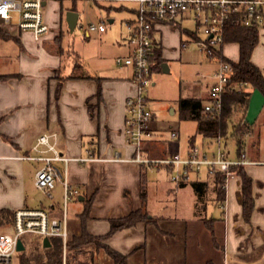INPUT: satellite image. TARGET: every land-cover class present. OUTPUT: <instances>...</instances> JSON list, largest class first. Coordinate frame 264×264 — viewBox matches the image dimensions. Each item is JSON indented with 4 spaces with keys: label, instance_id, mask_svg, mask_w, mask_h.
Segmentation results:
<instances>
[{
    "label": "crops",
    "instance_id": "0c3cea01",
    "mask_svg": "<svg viewBox=\"0 0 264 264\" xmlns=\"http://www.w3.org/2000/svg\"><path fill=\"white\" fill-rule=\"evenodd\" d=\"M109 13L121 14L123 23L124 14L120 8H114ZM111 19L114 24L115 18ZM186 22L193 23V26L184 27L183 24ZM112 24L110 23V25ZM175 26L180 28L181 50H185L182 47L184 42H187L188 47L191 40L195 41L198 38L196 24L189 19H183L174 25L166 23L157 25L154 31L157 43L154 45L152 55L157 52L161 53L164 63L168 62L166 55L173 51H166L162 38L158 39L156 35L162 37L165 28L172 27L173 30ZM0 27L20 40V44L15 43L18 52H11L17 57V63L12 60L13 56L5 58L0 52V61L3 64L0 69H5L0 70V75H11L7 80H0V210L16 211L21 208H43L55 215L60 214L63 200L62 183L58 182L61 188L59 202L51 200V202H46V200L33 195L35 192L31 190L33 188L36 190L35 174L42 163L19 159V157L34 154L32 148L39 136L56 132L58 133V149L65 157L77 159L92 155L97 159L86 162L71 160L68 164L67 179L80 189V197L83 198L82 201L79 199L76 201L79 206L74 207L75 217L70 219L73 234L81 232L80 214L88 199H92V202L86 228L93 236L107 235L111 228V219L122 218L132 211L144 207L150 213V217H154L152 222L138 223L132 228L119 230L103 240L105 245L129 256V264H165V256H171L170 263L167 264H185L182 257L187 255L188 239L195 240L191 244L192 247L206 249V245L201 243L199 238L204 231L209 232L212 247L222 250V264H242L244 259L247 261L253 257L264 264V165L246 167L254 181L255 208L250 222L244 219L241 178L237 176L229 182L225 202H219L214 191L216 175L206 171L193 175L192 181L202 183L206 194L203 198L204 204L200 207L201 210L198 208L199 205H194L196 209L194 219L190 222L185 221V229L177 232L164 227L172 221V218L162 212H152L149 204V192L152 188L159 190L161 179L155 178L153 175L150 176V172L153 173V168L160 167L148 168L135 162L124 161L131 159L135 153L134 147L128 143L125 135L126 100L134 93L133 69L118 67L115 64L117 57H125L132 53V46L126 42L125 35L120 33L117 40V37H112L116 36L114 34L117 31H111L105 38L112 37L118 41L111 43V51L106 52L105 45L109 43H99L100 48H97L93 56L97 63L96 66L88 70L85 64L80 63L83 66L82 72L91 78L65 80L57 98L56 91L59 82L54 76L55 71L60 69L63 75L72 73L64 72V53L60 55L57 51L56 37L60 34L56 35L55 32H51L48 36V38H53L54 44L49 43L48 39L43 41L45 43H38L31 35V39L37 43H24L26 37L23 39L21 37L23 32H20L16 27L1 22ZM90 36L91 33L86 32L84 37L89 39ZM183 36H185L184 40ZM260 43L261 46H257L253 53L252 61L264 73V58L262 59L260 56L264 54V28L260 29ZM233 44L238 48L233 47ZM258 48L259 50L256 51ZM181 50L180 54H182ZM6 54H10V52H6ZM223 54L233 61H238L239 45L236 43L224 44ZM107 57L110 58L111 65L106 64L103 60V58L109 59ZM156 72H163V68ZM98 79H101L102 85L101 99L98 97ZM213 84L203 94L192 90V86L185 85L184 89L180 88L171 99L177 105L181 98L201 99L204 105H207L210 102ZM149 103L154 113L153 137L145 143V154L153 158H161L168 155L171 149L181 150L179 128L174 124L163 125L162 123L165 121L159 120L156 113L158 109L156 105H160V103L152 100H149ZM242 116V112L235 114L234 122H238ZM173 130L179 133L175 140L171 138ZM218 139L210 138L215 146H218ZM229 139L236 143L235 138L229 135L227 138H221L223 145H226ZM192 144H196L195 135L191 136L183 145L182 155L187 154ZM201 147L210 151L215 150L210 146H205L204 142ZM237 149L236 144L235 151L229 150L232 158L238 156ZM249 152L250 159L264 160V155L253 151ZM58 166L62 169L64 167L62 163H59ZM166 169L170 174V169L168 167ZM144 182L147 195L143 200L140 191ZM191 182H188L187 186ZM187 186L176 185V188L183 189ZM57 188L58 185L54 192ZM76 202L74 203L76 204ZM209 203L213 207L219 206L220 208L226 204L224 218L216 217L213 212L209 217ZM160 205L162 204L160 203ZM206 219H215L214 222L210 221L209 223L215 229L217 245L214 244L213 236L205 225ZM218 235L225 241L223 246L218 243ZM172 239L174 241L171 242ZM178 240L180 241L178 242ZM87 250L95 253L94 264H114L105 250H97L92 247Z\"/></svg>",
    "mask_w": 264,
    "mask_h": 264
},
{
    "label": "built area",
    "instance_id": "2783aa9c",
    "mask_svg": "<svg viewBox=\"0 0 264 264\" xmlns=\"http://www.w3.org/2000/svg\"><path fill=\"white\" fill-rule=\"evenodd\" d=\"M50 1L94 2L103 10L105 8H120L123 12V23L128 32L125 40L132 46V53L125 57H117L115 64L133 69V83L136 94L126 100L125 135L135 153L131 159L139 165L152 167H169L172 181L176 185L188 183L193 175L203 171L224 177L222 188L227 191L228 184L238 174L236 167L264 165V160H252L246 153L236 158L223 148L221 138L214 151L192 144L186 155L175 153L173 149L161 158H153L145 154V143L153 137L152 121L154 113L150 108L149 99L144 95V89L152 82L151 55L155 43L154 31L157 25L166 23L174 25L183 19L192 20L196 24L199 43L210 57L215 48L225 44V29L229 24L246 27L264 28V0H0V22L16 27L20 32H28L33 39L40 42L51 31L45 20L43 8ZM18 19L13 23L14 16ZM110 18H103L100 23H89L87 32L105 33ZM77 27L83 28L77 24ZM76 27V28H77ZM206 36L202 40L200 30ZM187 48V42L182 44ZM233 67L228 63H220L211 76L214 84L211 87L210 102L205 105V111L220 115L223 106V95L227 90H241L246 83L231 84ZM178 131L171 132V138L178 137ZM33 155L19 157L21 160L41 162L36 171L35 186L53 200L54 189L58 182L63 185V200L60 214L39 208H21L14 211V221L11 225L13 233L0 234V264H13V257L18 253V241L25 236L51 238L58 237L63 242V264H66L67 244L72 236L69 222L70 205L76 202L81 191L67 179L68 164L71 160L86 162L97 160L95 157L71 159L65 157L58 149V133H46L37 139L32 148ZM63 164V169L58 166ZM223 208H226L224 204Z\"/></svg>",
    "mask_w": 264,
    "mask_h": 264
},
{
    "label": "rangeland",
    "instance_id": "374dc122",
    "mask_svg": "<svg viewBox=\"0 0 264 264\" xmlns=\"http://www.w3.org/2000/svg\"><path fill=\"white\" fill-rule=\"evenodd\" d=\"M75 9L79 13V24L83 26V28L77 27L73 33H71L67 27L66 18L63 16V20H61V12H67L68 10ZM102 10L94 2L87 1H75V2H58V1H50L43 8L44 16L46 22L50 26V33L55 32L56 35L60 33L62 36V47L64 49L63 55V69L66 73H71L73 71L74 64L77 61L85 64L86 68H94L96 66V60L93 57L97 48H100L99 43H109L105 45L107 47V51H111V43L118 42L117 40L120 37V33L126 36L128 29L125 23L121 22V14L109 13V9ZM66 14V13H65ZM109 15L110 18H115V23L112 25H108L107 32L104 34H99L98 32H90V38H85V33L88 31V24L95 23L98 24L103 18H106ZM17 15L13 18V23L17 21ZM183 26H193V23L186 22ZM172 28V27H171ZM165 28L163 31L162 37L160 35H156L158 39L162 38V43L164 47L167 49L166 51H173L165 53L167 56V64L169 66V73L164 72H154L152 75V82L146 86L144 89V95L148 97L149 100L153 102L160 103V105H156L158 108L157 118L160 120H164L163 125L167 126V124H174V126L178 127L181 135V150L176 149L175 153L182 154L183 145L188 141L191 136L195 135L196 145L202 146L204 142L205 146H210L211 149H216L217 146L210 140V138L204 137L199 134L197 131V121H189L182 120L179 114V108L175 101H172V96H175L180 88L184 89L185 85L192 86V90L199 91L203 94V92L207 91L209 86H211L214 80L211 76L218 68V63L215 62L208 53L201 48L199 43L195 41H190L189 45L185 50H181V34L179 32V27ZM117 31L116 36L117 40L114 38H105L110 34L111 31ZM46 35L44 39H42L38 43H45V39L49 43H55L53 38H48L50 35ZM200 36L202 40L206 38L203 34V29L200 30ZM31 34L28 32H23L21 37L24 40V43H37L31 39ZM30 38V39H29ZM114 39V40H113ZM185 39V36L182 37ZM16 42L13 40H4L0 38V52H2L3 57L13 56L12 60L17 63V57L15 54L11 53L17 51ZM233 47L237 45H232ZM261 46V43L258 44V47ZM175 48V50H173ZM180 50L182 54H180ZM259 48L256 50L258 51ZM6 52H10V54H6ZM233 56V54H230ZM261 58H264V54L260 55ZM109 58V57H107ZM106 64L111 65L110 58L105 60ZM103 63V62H101ZM2 62L0 61V68L2 67ZM118 66V65H116ZM120 67V66H118ZM4 68L0 69L3 71ZM5 70V69H4ZM155 83V85H153ZM134 84V83H133ZM189 92L190 89H188ZM136 94V86L134 85V93L130 96ZM169 98V99H165ZM160 107V108H159ZM175 113L173 114V112ZM169 121V122H168ZM236 143L229 139L226 145H223V148L226 150H234L235 151ZM245 153L247 157L250 158V152L260 153L262 156L264 155V107L259 114V117L256 121V124L252 127V132L246 137L245 141ZM167 167L162 166L160 168H153V173L150 172V176H155V178H160V188L159 190H153V188L149 192V204L152 208V212H162L166 216L172 218L171 222H168L164 227L171 228L179 232L181 229H185L186 222L193 221L194 212L196 209L194 205L198 203V196L193 186L190 184L186 188H176V184L172 181V174L168 172ZM159 173V174H158ZM161 175V176H160ZM58 188L54 192V199L51 200L47 195L42 193L41 191L35 190L33 188L31 191L35 193L37 197L46 200V202H59L61 198V188L57 183ZM1 191V190H0ZM42 193V194H41ZM1 196V192H0ZM51 200V201H50ZM160 203L162 205H160ZM75 206H79V203L71 204L69 208V222L71 217H75L73 214V209ZM59 207V206H58ZM60 209V207H59ZM211 212L214 213L216 217L224 218L225 209L218 207H213L209 203L208 207V216L211 217ZM74 215V216H73ZM186 221V222H185ZM6 228V227H5ZM4 227H0V234L2 233H13V228L5 229ZM204 231V230H203ZM73 235V232H71ZM200 238V242L206 245V249H196V247H192L191 244L195 242L192 239H188L189 249L187 251V255L182 257V261L185 264H222L223 262V252L220 249H215L212 247V242L210 241L209 232H202ZM23 240L26 243V250L28 253L31 252L33 245H37L36 238H32V236H25ZM174 241L173 239L170 240ZM180 240H178L179 242ZM218 243L223 246L225 241L220 238L218 235ZM195 245V244H194ZM20 253L14 255L13 264H20ZM88 258V256H86ZM166 263H170L171 256H165ZM84 259V258H83ZM242 264H263L259 259L253 257L249 260H243Z\"/></svg>",
    "mask_w": 264,
    "mask_h": 264
},
{
    "label": "trees",
    "instance_id": "16d2710c",
    "mask_svg": "<svg viewBox=\"0 0 264 264\" xmlns=\"http://www.w3.org/2000/svg\"><path fill=\"white\" fill-rule=\"evenodd\" d=\"M76 11L75 9H72ZM112 9H109V11ZM66 12H61V20L63 16L66 18ZM62 36L60 33L56 37L57 51L63 55L64 49L62 47ZM260 29L254 27H246L242 25L229 24L225 29L224 41L225 44L236 43L239 45V59L233 61L223 54V46L215 48L214 54L211 57L218 64L228 63L233 67V74L231 76V84L246 83L247 87L241 90H227L223 95V106L220 115L212 114L205 111V105L201 99H184L181 98L178 102L180 118L182 120H194L198 122V132L205 137L210 138H227L229 135L233 136L237 144L238 156L245 153L246 137L252 132L254 124L247 122L246 116L249 109L250 98L255 90H259L264 96V73L253 63L252 57L256 47L259 44ZM0 38L4 40H13L20 44V40L9 33L7 30L0 27ZM164 59L161 53H154L151 55L152 72L161 71ZM83 71V66L76 60L73 71L69 75H63L62 70H56L55 78L58 80V87L56 97L60 95L63 83L68 79H88L91 78ZM11 75H0V80H7ZM98 97L102 98L101 79H98ZM238 112H242L243 116L238 122H234V116ZM243 149V150H242ZM169 168V167H168ZM170 169V168H169ZM238 176L242 180L243 192V214L247 222L251 221L254 208V181L246 170V167L235 168ZM171 171V169H170ZM216 185L214 191L219 202H225L226 191L222 188L224 177L221 174H216ZM146 183L141 186V197L144 200L147 195ZM188 183H182L179 187H185ZM191 185L198 196V208L204 204V196L206 191L204 185L199 181H192ZM92 199L85 201L84 209L80 214L81 232L80 234H73L67 244L66 264H94L95 253L87 250L92 247L97 250H105L107 255L112 258L114 264H129L127 255H123L108 245L103 243V240L110 237L119 230L128 229L136 226L138 223H150L154 217H150V213L143 207L141 209L132 211L127 216L122 218L111 219V228L105 236H93L86 228V223L90 218V208ZM201 210V209H200ZM14 221V211L10 209L0 210V227H10ZM215 221L211 219L205 220V225L210 230L214 244L217 245L215 237V229L209 222ZM33 238V237H32ZM37 240V245H33L30 253L27 251L20 253V264H63V242L58 237H51L50 245L45 247L43 239L34 237ZM26 246V243L24 241ZM88 256V258H86ZM84 258V259H83Z\"/></svg>",
    "mask_w": 264,
    "mask_h": 264
},
{
    "label": "water",
    "instance_id": "95a60500",
    "mask_svg": "<svg viewBox=\"0 0 264 264\" xmlns=\"http://www.w3.org/2000/svg\"><path fill=\"white\" fill-rule=\"evenodd\" d=\"M78 22H79V13L74 10H68L66 12V23L71 33L75 31ZM109 22L112 24L113 19H111ZM162 68L164 73L169 72V66L167 63H163ZM263 107H264V96L259 90H255L250 99L249 109L246 116L247 122L250 124H254L260 112L262 111ZM79 200L82 201L83 198L79 197ZM43 244L45 247L49 246L50 239L44 238ZM17 250L18 252H24L26 250V246L22 240L18 241Z\"/></svg>",
    "mask_w": 264,
    "mask_h": 264
}]
</instances>
